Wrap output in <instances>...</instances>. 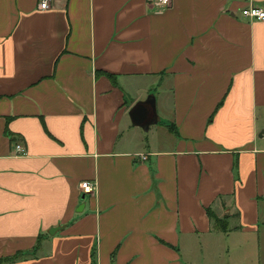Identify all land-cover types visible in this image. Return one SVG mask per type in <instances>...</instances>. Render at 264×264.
I'll return each mask as SVG.
<instances>
[{"label": "crops", "instance_id": "crops-1", "mask_svg": "<svg viewBox=\"0 0 264 264\" xmlns=\"http://www.w3.org/2000/svg\"><path fill=\"white\" fill-rule=\"evenodd\" d=\"M249 6L264 0H0V259L185 264L224 236L233 263L262 264L264 20Z\"/></svg>", "mask_w": 264, "mask_h": 264}, {"label": "rangeland", "instance_id": "rangeland-1", "mask_svg": "<svg viewBox=\"0 0 264 264\" xmlns=\"http://www.w3.org/2000/svg\"><path fill=\"white\" fill-rule=\"evenodd\" d=\"M83 202L88 201V196L85 195V199ZM219 240V239H218ZM226 237H222L221 243L218 241L217 244L211 243L208 247L204 248L201 252H195L193 254H185V264H250V261H237V263H233L232 258L242 257L241 252L237 251L232 254L231 260L228 259V254L226 252ZM261 258H264L261 254ZM264 264V261L262 262Z\"/></svg>", "mask_w": 264, "mask_h": 264}, {"label": "built area", "instance_id": "built-area-1", "mask_svg": "<svg viewBox=\"0 0 264 264\" xmlns=\"http://www.w3.org/2000/svg\"><path fill=\"white\" fill-rule=\"evenodd\" d=\"M49 0H39V8L45 10L48 8ZM170 3V0H157V5L166 7ZM241 16L244 18L255 19V20H264V11L260 8L249 6L241 10ZM15 152L17 154L22 152L21 146H15ZM144 159V157H142ZM81 193L85 195H92L95 191V184L93 182L84 181L79 185Z\"/></svg>", "mask_w": 264, "mask_h": 264}, {"label": "trees", "instance_id": "trees-1", "mask_svg": "<svg viewBox=\"0 0 264 264\" xmlns=\"http://www.w3.org/2000/svg\"><path fill=\"white\" fill-rule=\"evenodd\" d=\"M207 215L208 218L210 219L211 223H212V228L214 231H221V232H226L228 227V216H225L223 218H218L216 217L210 210H207ZM38 245V243H37ZM36 250V246L33 248V250L31 251V254H33ZM30 255L28 254H24V253H16L10 257L7 258H3L0 259V264H7V263H14L17 260Z\"/></svg>", "mask_w": 264, "mask_h": 264}, {"label": "water", "instance_id": "water-1", "mask_svg": "<svg viewBox=\"0 0 264 264\" xmlns=\"http://www.w3.org/2000/svg\"><path fill=\"white\" fill-rule=\"evenodd\" d=\"M143 108H136L133 110L131 116L135 124H141L144 119Z\"/></svg>", "mask_w": 264, "mask_h": 264}]
</instances>
